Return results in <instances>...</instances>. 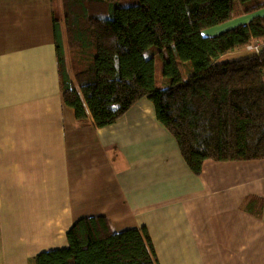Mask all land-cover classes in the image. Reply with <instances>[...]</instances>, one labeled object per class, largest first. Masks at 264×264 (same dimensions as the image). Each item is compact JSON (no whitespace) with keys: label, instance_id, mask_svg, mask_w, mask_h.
<instances>
[{"label":"crops","instance_id":"obj_1","mask_svg":"<svg viewBox=\"0 0 264 264\" xmlns=\"http://www.w3.org/2000/svg\"><path fill=\"white\" fill-rule=\"evenodd\" d=\"M54 22L74 79L63 1L0 0V264L65 247L71 224L97 215L145 227L158 264H264V159L205 160L194 174L146 97L110 125L89 111L80 124Z\"/></svg>","mask_w":264,"mask_h":264},{"label":"trees","instance_id":"obj_2","mask_svg":"<svg viewBox=\"0 0 264 264\" xmlns=\"http://www.w3.org/2000/svg\"><path fill=\"white\" fill-rule=\"evenodd\" d=\"M62 1L74 79L54 22L58 75L80 124L89 111L94 126L110 125L146 97L194 174L205 160L264 159V48L220 59L264 38V0H144L153 20L139 0ZM236 1L250 19L205 35L234 17ZM120 10L129 14L119 17ZM141 30L138 48L133 37ZM93 84L104 90L90 92ZM66 238L67 246L41 251L28 264H158L145 227L115 231L103 215L76 219Z\"/></svg>","mask_w":264,"mask_h":264},{"label":"rangeland","instance_id":"obj_3","mask_svg":"<svg viewBox=\"0 0 264 264\" xmlns=\"http://www.w3.org/2000/svg\"><path fill=\"white\" fill-rule=\"evenodd\" d=\"M45 1V0H43ZM139 2L143 5V7L145 8V11L148 15V18L150 20L154 19V13L152 11V8L147 4V2H145L144 0H139ZM259 13H264V10L259 11ZM129 14V10H120L118 11V16L119 17H125ZM253 14H246V13H242L241 11V7L239 5V3L236 1L235 3V15L232 19H230L229 21L224 22L225 24L222 26H218V27H211L208 28L204 31V34H214L217 33L221 28H225L226 26L232 25V24H239V23H243L246 22L247 19H250V17ZM54 18V17H53ZM143 33V30L139 31L138 33H136V35H134L133 37V42L135 44L136 47L141 48V35ZM115 40L116 39H112ZM107 44V42H106ZM108 46V45H107ZM245 54V49L242 50H236L233 52H230L228 54H226L225 56L221 57V60H232L235 58H239L242 57ZM162 58L159 54H156L155 56V75H156V81L159 82L161 75H162ZM90 92H100L104 89H101L99 86H97L96 84H93L90 86L89 88ZM67 246V245H66ZM50 250V249H47Z\"/></svg>","mask_w":264,"mask_h":264},{"label":"built area","instance_id":"obj_4","mask_svg":"<svg viewBox=\"0 0 264 264\" xmlns=\"http://www.w3.org/2000/svg\"><path fill=\"white\" fill-rule=\"evenodd\" d=\"M261 48H264V38L247 44L245 50L250 52H259Z\"/></svg>","mask_w":264,"mask_h":264}]
</instances>
